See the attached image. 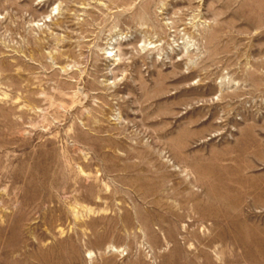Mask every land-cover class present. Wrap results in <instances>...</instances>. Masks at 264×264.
<instances>
[{
    "label": "rangeland",
    "instance_id": "1",
    "mask_svg": "<svg viewBox=\"0 0 264 264\" xmlns=\"http://www.w3.org/2000/svg\"><path fill=\"white\" fill-rule=\"evenodd\" d=\"M0 264H264V0H0Z\"/></svg>",
    "mask_w": 264,
    "mask_h": 264
}]
</instances>
